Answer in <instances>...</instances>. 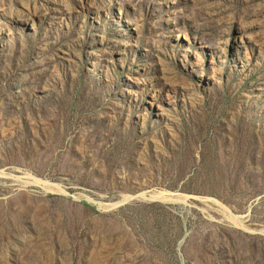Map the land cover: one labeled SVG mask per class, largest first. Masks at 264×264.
<instances>
[{
  "label": "rangeland",
  "instance_id": "obj_1",
  "mask_svg": "<svg viewBox=\"0 0 264 264\" xmlns=\"http://www.w3.org/2000/svg\"><path fill=\"white\" fill-rule=\"evenodd\" d=\"M262 230L264 0H0V264H264Z\"/></svg>",
  "mask_w": 264,
  "mask_h": 264
},
{
  "label": "bare ground",
  "instance_id": "obj_2",
  "mask_svg": "<svg viewBox=\"0 0 264 264\" xmlns=\"http://www.w3.org/2000/svg\"><path fill=\"white\" fill-rule=\"evenodd\" d=\"M233 221H235V218H232Z\"/></svg>",
  "mask_w": 264,
  "mask_h": 264
},
{
  "label": "water",
  "instance_id": "obj_3",
  "mask_svg": "<svg viewBox=\"0 0 264 264\" xmlns=\"http://www.w3.org/2000/svg\"><path fill=\"white\" fill-rule=\"evenodd\" d=\"M264 234V230L261 231Z\"/></svg>",
  "mask_w": 264,
  "mask_h": 264
}]
</instances>
